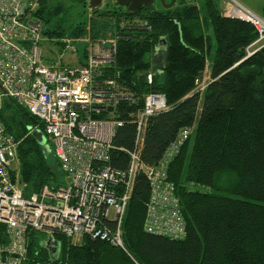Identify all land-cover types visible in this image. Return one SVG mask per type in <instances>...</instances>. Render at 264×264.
<instances>
[{
  "label": "trees",
  "instance_id": "trees-1",
  "mask_svg": "<svg viewBox=\"0 0 264 264\" xmlns=\"http://www.w3.org/2000/svg\"><path fill=\"white\" fill-rule=\"evenodd\" d=\"M64 6L41 0L37 11L45 36L61 39L57 43L63 50L69 45L66 39L88 33L92 39L116 40L115 54L99 69L98 80L113 81L115 91L124 89L128 98L110 102L95 116L123 121L111 153L113 167L128 166L136 119L151 93L163 94L168 108L148 119L141 154L145 165L159 163L181 130L193 129L167 169L186 235L173 239L146 231L150 185L139 174L122 225L128 253L88 236L74 243L56 234L60 253L52 259L45 246L49 237L35 238L32 232L23 264H264V45L247 55L258 39L254 26L223 16L212 4L205 13L196 6L137 15L92 9L86 28L77 21L66 25L69 10ZM138 17L140 25H122ZM208 62L210 82L201 92L197 82L204 80ZM0 120L19 142L14 178L23 195L30 197L43 186H64L58 160L54 157V169L51 150L30 133H44L43 125L8 98L0 105ZM4 228L0 224L3 242Z\"/></svg>",
  "mask_w": 264,
  "mask_h": 264
},
{
  "label": "built area",
  "instance_id": "built-area-1",
  "mask_svg": "<svg viewBox=\"0 0 264 264\" xmlns=\"http://www.w3.org/2000/svg\"><path fill=\"white\" fill-rule=\"evenodd\" d=\"M40 2L0 0V97L14 100L43 125L51 152L69 185L58 189L43 186L38 193L25 197L14 178L19 142L0 120V224L6 233V241H0V264H23L32 232L49 237L60 234L75 242L88 236L128 253L122 225L139 174L145 175L150 185L146 231L183 239V210L167 169L193 129H182L159 163L145 165L141 154L148 119L168 108L163 94L151 93L136 119V145L128 154V166L113 167L111 153L123 121L95 116L110 102L128 97L115 91L113 81L98 80L99 69L107 62L105 57L94 54L76 67L45 63L40 45L45 24L37 16ZM231 5L226 16L252 24L258 33L257 41L248 48L250 56L259 48L255 49V44L264 45V19L239 3ZM115 47L109 48V62ZM197 85L201 92L207 86Z\"/></svg>",
  "mask_w": 264,
  "mask_h": 264
},
{
  "label": "rangeland",
  "instance_id": "rangeland-1",
  "mask_svg": "<svg viewBox=\"0 0 264 264\" xmlns=\"http://www.w3.org/2000/svg\"><path fill=\"white\" fill-rule=\"evenodd\" d=\"M52 3H64L66 8H68V15H65L66 19V25H71L74 23V21L79 22L80 24L82 23L83 25L86 26V28L89 27L90 21L94 15V11L89 7V3L87 0H85V3L82 5H79L75 0H51ZM219 4H216V2ZM239 3L258 17H261L264 19V0H213V6L218 5V8L220 12L222 13L223 16L227 17L226 14L229 12L231 8V4ZM116 2L113 0H104L103 4L99 7V10H106L107 8L109 9H114L117 10L119 13L124 12L123 9L117 8L116 7ZM212 5H210L211 7ZM201 10L203 13L206 12L207 8L200 6ZM213 8V7H212ZM217 10V9H216ZM203 19H206V16L202 14ZM135 26V25H140L141 24V19L138 17L134 20H127L123 22V26ZM72 42L71 44L68 45L67 49H62L61 45L57 43L58 41H61V39L58 38H51L49 36H45L42 42L40 43L42 49H43V58L45 63L51 66H59V67H64V66H80L84 63H87L90 59V57L94 54H97V56L100 57H105L107 59V62L105 65L108 64L109 59H111L112 55L111 50L109 49L112 47V45H116V40L112 36H108V38L104 39H92L89 33L85 35L84 37H78V38H68ZM259 45V44H257ZM257 45L255 44V49H257ZM103 47V50L100 48ZM110 50V51H109ZM210 62L207 63V70H208V65ZM104 65V66H105ZM205 71V78L203 81H199V84L203 83L205 85L210 82V76L208 75V71ZM102 73V72H101ZM105 74V73H104ZM103 74V75H104ZM122 92L120 95L126 96L128 93L125 92L124 89H121ZM203 92V91H202ZM203 94V93H202ZM4 98L0 97V105L3 104ZM49 147L50 150L52 151L51 147V141L49 140ZM55 158L53 154L51 155V160L50 163L52 164V167L54 169L56 164H55ZM65 179V178H64ZM65 184L62 186L63 188L67 187V180L65 179ZM38 237L39 239H46L49 236L36 232L35 233V238ZM74 243H79L75 242ZM60 246V245H59ZM60 253V249H59ZM28 259V258H27Z\"/></svg>",
  "mask_w": 264,
  "mask_h": 264
},
{
  "label": "water",
  "instance_id": "water-1",
  "mask_svg": "<svg viewBox=\"0 0 264 264\" xmlns=\"http://www.w3.org/2000/svg\"><path fill=\"white\" fill-rule=\"evenodd\" d=\"M87 1L91 9H98L103 4L104 0H87ZM116 1L120 6L127 7V12L131 13L132 15L139 14L144 6H150L154 2V0H116ZM1 91H3V89L0 84V92ZM33 136L37 139L39 144L44 147L45 150L50 152V147L49 145H47V137L43 133V131L36 129L33 132ZM45 246L51 249L52 247H55L56 250L60 248L59 244L55 242L53 236L49 237ZM51 264H54V263H51Z\"/></svg>",
  "mask_w": 264,
  "mask_h": 264
},
{
  "label": "flooded vegetation",
  "instance_id": "flooded-vegetation-1",
  "mask_svg": "<svg viewBox=\"0 0 264 264\" xmlns=\"http://www.w3.org/2000/svg\"><path fill=\"white\" fill-rule=\"evenodd\" d=\"M113 1L117 3L116 0H113ZM212 3H213V0H154L152 5L144 6L141 12L143 11V13H146L150 11H155V12L162 13V12H168L171 10L180 9L181 7H186V6L187 7L196 6L200 10L201 9L200 6L207 8V6L212 5ZM216 4H219V3L216 2ZM116 7L127 10V7L120 6L118 3L116 4ZM47 249L52 259H54L55 258L54 255L57 253V250L55 249V247H52V249L47 247Z\"/></svg>",
  "mask_w": 264,
  "mask_h": 264
},
{
  "label": "crops",
  "instance_id": "crops-1",
  "mask_svg": "<svg viewBox=\"0 0 264 264\" xmlns=\"http://www.w3.org/2000/svg\"><path fill=\"white\" fill-rule=\"evenodd\" d=\"M210 66H211V64L208 65V70L206 69V70L208 71V75H209V76H210ZM65 179L67 180V185H69V181H68V178H67L66 175H65ZM58 250H59V249H58Z\"/></svg>",
  "mask_w": 264,
  "mask_h": 264
}]
</instances>
